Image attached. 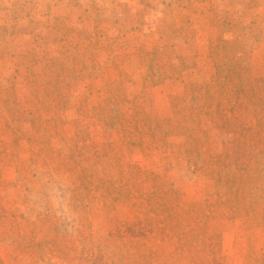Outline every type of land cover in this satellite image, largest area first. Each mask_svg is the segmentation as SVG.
<instances>
[{
	"label": "rangeland",
	"instance_id": "obj_1",
	"mask_svg": "<svg viewBox=\"0 0 264 264\" xmlns=\"http://www.w3.org/2000/svg\"><path fill=\"white\" fill-rule=\"evenodd\" d=\"M107 3L0 23V264H264V0Z\"/></svg>",
	"mask_w": 264,
	"mask_h": 264
},
{
	"label": "crops",
	"instance_id": "obj_2",
	"mask_svg": "<svg viewBox=\"0 0 264 264\" xmlns=\"http://www.w3.org/2000/svg\"><path fill=\"white\" fill-rule=\"evenodd\" d=\"M107 4V0H0V23L6 26V19L10 18L11 22L35 20L68 24L90 12L95 13L96 19L104 16L110 22L111 13L106 14L102 9ZM54 27L57 29V25Z\"/></svg>",
	"mask_w": 264,
	"mask_h": 264
},
{
	"label": "trees",
	"instance_id": "obj_3",
	"mask_svg": "<svg viewBox=\"0 0 264 264\" xmlns=\"http://www.w3.org/2000/svg\"><path fill=\"white\" fill-rule=\"evenodd\" d=\"M262 103H264V101H262Z\"/></svg>",
	"mask_w": 264,
	"mask_h": 264
}]
</instances>
